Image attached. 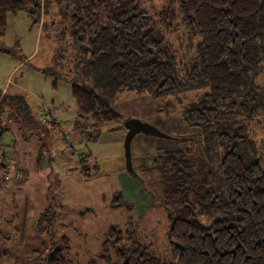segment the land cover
Segmentation results:
<instances>
[{
    "label": "trees",
    "instance_id": "1",
    "mask_svg": "<svg viewBox=\"0 0 264 264\" xmlns=\"http://www.w3.org/2000/svg\"><path fill=\"white\" fill-rule=\"evenodd\" d=\"M137 1L0 0V42L9 16L26 11L33 24L55 28L56 20L49 24L47 16L56 10L59 22L67 23L58 34L59 68L71 82L77 109L74 129L89 137L99 138L104 127L127 120L116 107L124 95L163 99L207 90L182 117L191 128L217 129L223 197L201 144L194 148L195 139L189 136L169 139L178 148L164 151L143 169L148 179L136 170L135 178L147 186L151 202L155 189L168 211L171 261L140 241L128 244L127 234L112 228L103 244L119 246L112 264H264V153L251 130L264 112V0H171L154 15ZM52 3L57 7L53 12ZM186 31L188 36L183 35ZM182 35L192 48L188 52L173 43V38L182 43ZM0 52L10 54L1 47ZM46 109L54 123L45 122ZM40 112L35 114L26 95L0 94V183L24 178L6 180L13 173L1 148L5 132L13 128L25 141H40L49 130L62 128L52 107L43 104ZM60 135L69 146L66 134ZM250 147L262 162H246L242 149ZM41 148L36 159L40 165ZM79 159L82 175L89 179L88 157ZM113 204L128 205L120 194ZM69 244L61 237V246L52 248L42 264H70ZM8 257L0 252V263Z\"/></svg>",
    "mask_w": 264,
    "mask_h": 264
},
{
    "label": "rangeland",
    "instance_id": "2",
    "mask_svg": "<svg viewBox=\"0 0 264 264\" xmlns=\"http://www.w3.org/2000/svg\"><path fill=\"white\" fill-rule=\"evenodd\" d=\"M137 2L154 15L169 6L171 0ZM51 8L53 12L57 7L52 3ZM55 11L47 16L49 24L56 20L55 28L49 25L43 29L42 25L33 24L26 11L9 16L5 38L0 42L2 50L10 52H0V94L12 95L19 91L15 86L22 84L32 90L24 95L38 116L37 106L41 101L52 107L53 112L54 109L77 111L71 82L59 68L61 48L58 34L67 23L59 22L60 16ZM183 35L188 36V31ZM176 39L173 38V43L183 52H188L189 47L192 49L187 37L181 39L182 43ZM29 56L28 62L13 72L11 82L5 87L12 68ZM206 91H184L163 99L124 95L116 107L126 119H140L172 137L194 138V148H200L201 144L204 161L213 164L215 188L223 197L220 166L223 154L215 136L217 129L200 127V133L197 128L188 126L182 117V111ZM117 127H120L119 131L110 132ZM122 127L123 124L106 126L99 138L92 134L89 135L93 137L80 133L78 136L77 131L65 126L60 130H49L40 141L38 138L25 141L11 130L4 133L1 148L6 153L10 171L14 173L20 165L25 175L19 182L0 183V252L9 255L0 264H42L52 248L61 246V237L64 236L70 241L67 254L70 264H112L119 246L112 241L103 246L112 228L124 231L129 238L128 244L140 241L149 245L152 253L171 261L168 211L160 205L155 189L152 192L148 187L155 195L151 202L147 186L127 172L126 129ZM251 130L253 139L264 153V112L253 121ZM60 131L66 134L72 148ZM41 146L44 158L40 165L36 159ZM175 148L178 146L172 140L137 135L132 143L134 169L146 179L143 169L150 167L154 158L164 151ZM242 152L248 164L263 160L251 147L243 148ZM79 156L88 157L86 173L90 174L89 179L82 175ZM1 157L0 149V163ZM3 175L0 171V182ZM118 194L129 206L113 204ZM38 250L41 252L36 253Z\"/></svg>",
    "mask_w": 264,
    "mask_h": 264
},
{
    "label": "water",
    "instance_id": "3",
    "mask_svg": "<svg viewBox=\"0 0 264 264\" xmlns=\"http://www.w3.org/2000/svg\"><path fill=\"white\" fill-rule=\"evenodd\" d=\"M123 127L126 129V135L124 140V150L126 158V170L132 176H136V172L133 166L132 156V143L137 135L143 134L145 136L172 139L173 137L164 133L154 125L143 122L140 119L130 118L123 122Z\"/></svg>",
    "mask_w": 264,
    "mask_h": 264
},
{
    "label": "crops",
    "instance_id": "4",
    "mask_svg": "<svg viewBox=\"0 0 264 264\" xmlns=\"http://www.w3.org/2000/svg\"><path fill=\"white\" fill-rule=\"evenodd\" d=\"M31 56H32V55H31ZM31 56H29L27 59H29ZM26 62H27V60H25L24 62H21V61H20L18 64H16V65L12 68V70H11L9 76H8L7 79H6V85H5V87L11 82V76H12L13 72H14L16 69H18V68H20V67H23L24 64H26ZM16 84H17V83H16ZM15 87H16L17 90H19V91H18V92L15 91V92H13V93H18V94H22V95H24V94H26V93L32 91V90H27V88H25V87L22 86V84H18V85H16ZM42 102H43V101H41L40 104L37 106V109H38L39 111L41 110V105L43 104ZM52 110H53V109H52ZM40 114H41V112H40ZM54 114H55L56 117L59 118L60 123H61V126H65L66 128H68L69 130H72V131L75 130V129H74V124H75V120H76L77 111L74 112L73 110H66V109H65V110H62V109L55 110V109H54ZM118 126H119V125H118ZM11 131H12V132L14 133V135H15V132H14L13 128H12ZM75 131H77L78 136H80L79 133L81 134V131H80V130H75ZM18 138H19V137H18ZM16 141H17V140H16ZM20 144L22 145V142H21ZM20 154H22V153L20 152ZM132 156H133V151H132ZM133 161H134V160H133Z\"/></svg>",
    "mask_w": 264,
    "mask_h": 264
},
{
    "label": "built area",
    "instance_id": "5",
    "mask_svg": "<svg viewBox=\"0 0 264 264\" xmlns=\"http://www.w3.org/2000/svg\"><path fill=\"white\" fill-rule=\"evenodd\" d=\"M50 113V110L46 109L45 112H44V115H45V122H48V123H54L56 120H54V118L52 117H49L48 114ZM69 147H72V145L70 144ZM24 176V170L23 168L21 167H16V170L13 174L11 175H7L6 176V180H11V179H21L23 178Z\"/></svg>",
    "mask_w": 264,
    "mask_h": 264
}]
</instances>
